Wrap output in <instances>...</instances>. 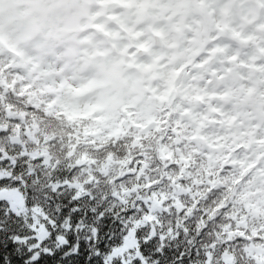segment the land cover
Masks as SVG:
<instances>
[{"label": "trees", "instance_id": "1", "mask_svg": "<svg viewBox=\"0 0 264 264\" xmlns=\"http://www.w3.org/2000/svg\"><path fill=\"white\" fill-rule=\"evenodd\" d=\"M11 58L0 54V124L6 126L0 131V190H18L26 212L17 213L0 199V246L16 235L24 236L23 245L29 229H35V216L51 224L48 217L58 219L63 209L65 232L69 217L79 222L67 236L68 250L82 242L80 254L44 264H89L100 241L104 264L112 257L119 264H133L136 257L141 264H264V161L253 162L244 141L249 132L231 134L229 119L196 130L200 118H181L168 105L153 107L148 128L103 129L105 115L87 114L66 91L58 94L53 73L27 75L9 66ZM35 60L26 57V65ZM113 115L125 116L118 109ZM150 116L132 115L129 121L144 124ZM13 134L21 143H9ZM93 225L103 229L99 241ZM130 230L136 254L111 255ZM45 232L39 240L47 238ZM57 240L64 243L63 234ZM146 242L150 246L143 248ZM52 244L48 240L45 248ZM22 254L19 248L0 247L4 264Z\"/></svg>", "mask_w": 264, "mask_h": 264}, {"label": "flooded vegetation", "instance_id": "2", "mask_svg": "<svg viewBox=\"0 0 264 264\" xmlns=\"http://www.w3.org/2000/svg\"><path fill=\"white\" fill-rule=\"evenodd\" d=\"M23 1L45 10V0ZM118 1L119 4L109 9L107 0H47L53 7L63 8L66 14L47 19L89 22L92 19H109L110 14L116 21L103 24L104 28L99 29L109 31V42L116 46V52L124 45L125 50L132 53L137 46L147 43V39L140 40L139 37L132 41V33L136 31L150 37L153 32H160L170 55L173 49L171 41L176 39L180 43L176 57L182 62L183 78H196V87L202 85L209 89L211 87H206L205 82L212 69L220 77L223 87L226 83L222 78L234 76V83L228 87L231 96L222 97L234 104L239 99L236 88L248 91L253 85L264 86V0H153L159 2L150 4L154 10L148 9L144 0ZM221 32L223 37H228L231 47H220L215 51L213 40ZM256 35L261 37L260 50L253 47ZM77 42L74 39V43ZM109 42L105 44L109 46ZM85 52L82 51L83 54ZM211 55L214 63L208 66L207 59Z\"/></svg>", "mask_w": 264, "mask_h": 264}, {"label": "rangeland", "instance_id": "3", "mask_svg": "<svg viewBox=\"0 0 264 264\" xmlns=\"http://www.w3.org/2000/svg\"><path fill=\"white\" fill-rule=\"evenodd\" d=\"M107 1L109 6L119 4V2L117 1ZM34 3L35 5H37L36 1ZM147 4L148 9H151L152 6L149 3ZM36 12H42L45 14L47 12H53L54 14L51 17H63L65 14L62 8H55L53 6L51 8H45V10L42 11V8L40 10V8L38 6H34V4L33 6H20V0H0V21L6 22L5 24H0V54H3V52L8 51L9 46L13 47V44L10 42L12 40L10 39L11 36L9 35V32L6 31V28H8L9 26H13L11 31L17 33V41L27 43L33 39L35 32L38 30L36 27L37 18L34 16V13ZM48 21L50 22H48V24H51V26L49 25V27H51L52 30L50 29L45 34L44 43L41 44V47H38L42 50V55L39 57L38 64L34 63V67L32 66L31 69L27 70V72L31 73L34 70L41 71L40 68L42 67V64L47 62L49 66L47 67L52 71L53 75H56L57 80L61 76H67L73 85L83 84L82 89L84 92L77 90L73 91L71 96L67 92L66 95H68L69 100H73V102L79 105L81 108L88 107L93 109L95 108V106L92 105L95 104L97 109L101 110V112L105 115L104 122H102V124L100 123L103 129L112 128L113 131H117L119 133H124L125 131L130 130L131 128L129 127L127 122H121L116 120L115 116L113 115V112L116 111L117 105L121 102H133L136 107H143V109L146 110L144 111L145 113L150 111L151 106H153L154 103H152L149 97L145 94L146 90L144 89L143 84L149 81L152 82L156 77L155 73L152 72V68H154L156 65L154 60H152L151 57L149 59H146L145 61L141 59L138 60L136 59V57L127 60L126 52L123 50L120 51L119 58L112 62L111 68L105 72L104 79H98L99 82L95 77L88 79L86 78L85 73L90 67H95L99 71H104V65H92L89 62V59H94L97 56L105 57L109 54L104 51H99L94 40L92 42L90 41L91 43H83L84 39L80 40L76 38L79 30L78 28L74 31L77 34L73 33L69 37L66 36L64 31H66V24L67 22L70 23V19H48ZM58 25H63V27H58ZM67 38L69 40V43ZM74 39L78 40L76 44L74 43ZM49 40H51V42H49ZM85 43L91 47V53L85 52L86 54L83 55L82 51L86 49H83V47L72 46L77 44L84 45ZM62 45L69 46L64 47L63 52H60L57 49ZM37 46L38 44L36 45V47ZM165 55V52L159 53L158 58ZM44 57H51V60H46L45 62ZM58 61H63V65L59 66L57 64ZM128 61H130L131 63H127ZM127 65L138 66L140 69L138 70L137 75L125 76L123 74L122 69ZM13 68L15 67L13 66ZM145 73H148L150 75L145 76ZM171 74L175 76L176 73L173 70ZM156 79L158 81V77L155 78V80ZM222 79H224L226 83L223 89H228V87L231 86V83H234L235 78L234 76H226ZM85 80L87 81L86 83H74ZM133 84H136V86L133 87ZM100 85L101 88L97 87ZM98 88L104 89V91L92 95L94 90ZM72 90H75V87H73ZM258 103L259 101L250 100L247 104L237 103L236 106L239 107L240 111L243 114V122H251V125L255 122H261L263 128L262 126L260 127V124H256V128L258 130L264 131V114L259 110ZM60 105L63 106V109H66L61 102ZM247 109H249V112L246 111ZM122 120L127 121V119ZM102 128H99L98 132H100ZM98 132L95 134H98ZM259 140V144L264 145V139ZM257 149H263V146H259ZM260 152H264V150H261ZM2 198H6L9 201V206L13 211L17 213L26 212L22 195L18 190L2 189L0 190V199ZM35 210L38 211L37 209ZM37 213L40 212L38 211ZM34 223H36L35 229L37 237L40 239L46 234L45 228L43 226V223L40 221L39 217H34ZM136 244L137 242L134 236V232L130 230L125 236L121 246L116 248L111 255L125 254L128 252H130V254L132 252L136 254Z\"/></svg>", "mask_w": 264, "mask_h": 264}, {"label": "snow or ice", "instance_id": "4", "mask_svg": "<svg viewBox=\"0 0 264 264\" xmlns=\"http://www.w3.org/2000/svg\"><path fill=\"white\" fill-rule=\"evenodd\" d=\"M6 22L0 21V24H5ZM63 215L64 210L62 209L59 218L58 219H52L51 216L48 217L49 220L52 221L51 224H49L47 221H41L44 224L45 230L48 232V236L45 240H39V238L36 236L35 229H29L31 233V237L29 240H26L23 245L19 244L20 240H24L23 235H16L15 239H10L9 244L7 246H0V247H11V248H19L22 250V255H18L16 257H9L8 264H13V260H16L17 264H44V261L51 260L54 257H58L62 262L67 261L73 257H77L80 254L81 251V244L82 242H78L75 246V251L68 250V236L67 232H71L72 229L76 226L78 221H73L71 217L68 218V229L67 232L64 231L63 228H61V225L63 224ZM75 215V213L73 214ZM103 219V217H101ZM97 228L96 232V239L99 241V236L103 229L97 227L96 225H93ZM63 234L64 236V243H60L57 240V235ZM51 240L53 241L52 245H49L47 248H45V245L47 244V241ZM88 243H92L91 240L88 241ZM29 244L36 245L38 244V247H29ZM56 244H59V247H55ZM103 242L100 241L96 244V255L88 256L89 264H91L92 259H99L100 264H104V259L101 258L100 248L102 246ZM150 245L148 242H146L143 245V248H148ZM143 248L141 249V256L145 259L148 258V253L143 251ZM41 249H44L41 251ZM111 252V249H109L107 252H105L103 255L107 257ZM155 256V254H154ZM153 256V258H154ZM184 260V253L181 252V254L178 257V261L182 262ZM0 261L4 264V258L3 256H0ZM109 264H119V258L118 257H112ZM133 264H141V257H136V259L133 261Z\"/></svg>", "mask_w": 264, "mask_h": 264}, {"label": "clouds", "instance_id": "5", "mask_svg": "<svg viewBox=\"0 0 264 264\" xmlns=\"http://www.w3.org/2000/svg\"><path fill=\"white\" fill-rule=\"evenodd\" d=\"M43 7L45 8H51L52 5L45 0V3L43 4ZM54 13L53 12H47L42 13V12H36L34 13V16L37 18V31L35 32L33 39L27 43L17 41L16 40V35L17 33L11 31L13 26H9L6 28V31L9 32V35L12 37V40L10 41L14 47L17 49L21 50L24 52L26 57H31L33 60H35L37 57H40L42 55V50L37 48V44H43L44 43V37L45 34L50 30L49 24H48V19L47 17H51ZM104 22V21H102ZM58 27H63V25H58ZM51 42V40H49ZM69 45H62L58 47V51L63 52L64 47H67ZM76 47H83L87 50L88 53H91L92 49L88 45H72ZM183 47H188L187 45H184ZM119 58V54L115 51H109V55L105 57L97 56L94 59H89V62L92 65H104V71H99L95 67H90L88 71L85 73L86 78L90 79L95 77L96 79H104L105 78V72L111 68L112 62L117 60ZM45 60H51V57H44ZM57 64L59 66L63 65V61H58ZM123 74L125 76H130V75H137V73L134 70H130L128 68H123L122 69ZM145 76H149L150 74L145 73ZM186 75V74H185ZM183 79V77H181ZM87 81H80V82H74V83H86ZM156 86H159L161 84V81H155L154 82ZM104 91V89H95L92 95H95L98 92Z\"/></svg>", "mask_w": 264, "mask_h": 264}, {"label": "water", "instance_id": "6", "mask_svg": "<svg viewBox=\"0 0 264 264\" xmlns=\"http://www.w3.org/2000/svg\"><path fill=\"white\" fill-rule=\"evenodd\" d=\"M0 130L1 131L5 130V127L0 125ZM19 141H20V137L18 135L11 136V138H10V143L11 144L19 143Z\"/></svg>", "mask_w": 264, "mask_h": 264}]
</instances>
